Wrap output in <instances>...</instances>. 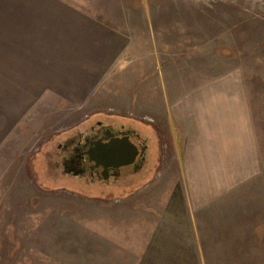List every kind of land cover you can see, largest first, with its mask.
<instances>
[{"label": "rangeland", "instance_id": "rangeland-1", "mask_svg": "<svg viewBox=\"0 0 264 264\" xmlns=\"http://www.w3.org/2000/svg\"><path fill=\"white\" fill-rule=\"evenodd\" d=\"M59 1L124 33L129 47L85 105L47 95L0 147V264L138 261L125 254L124 228L135 210L148 208L154 178L166 172L172 190L180 175L165 121L138 120L132 111L136 93L160 105L166 70L168 82L187 76L189 87L226 72L242 78L260 172L222 201L237 240L202 250L204 264H264V0ZM97 120L134 128L147 141L146 172L133 183L90 187L53 174L56 142Z\"/></svg>", "mask_w": 264, "mask_h": 264}, {"label": "crops", "instance_id": "crops-1", "mask_svg": "<svg viewBox=\"0 0 264 264\" xmlns=\"http://www.w3.org/2000/svg\"><path fill=\"white\" fill-rule=\"evenodd\" d=\"M128 47L124 33L65 2L0 0V147L47 95L85 105ZM164 79L160 105L136 93L132 111L165 121L180 175L172 190L166 172L154 178L148 208L124 228V250L137 264H204L202 245L237 240L222 201L260 172L245 84L234 72L191 87L187 76L168 82V70Z\"/></svg>", "mask_w": 264, "mask_h": 264}, {"label": "flooded vegetation", "instance_id": "flooded-vegetation-1", "mask_svg": "<svg viewBox=\"0 0 264 264\" xmlns=\"http://www.w3.org/2000/svg\"><path fill=\"white\" fill-rule=\"evenodd\" d=\"M148 155L147 141L134 128L97 120L59 139L48 163L54 175L73 177L90 187H115L131 184L145 173Z\"/></svg>", "mask_w": 264, "mask_h": 264}]
</instances>
